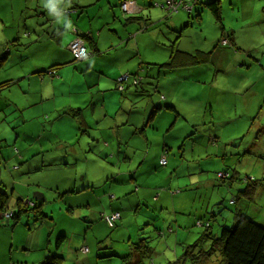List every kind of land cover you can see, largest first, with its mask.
I'll return each instance as SVG.
<instances>
[{
	"label": "rangeland",
	"instance_id": "1",
	"mask_svg": "<svg viewBox=\"0 0 264 264\" xmlns=\"http://www.w3.org/2000/svg\"><path fill=\"white\" fill-rule=\"evenodd\" d=\"M94 1L97 3L86 8V15L78 19L76 13H71L68 19L71 26L77 23L79 35L83 31L82 22L90 23L99 46L107 49L110 42L105 37V27L112 23V11L116 10L122 23L127 16L138 14L122 12L119 0H70V3L62 0L61 7L66 9L76 3L86 5ZM137 1L145 4L144 15L151 12L159 17V25L153 29L154 35L159 36L155 38L157 43H152L148 34L143 39L141 35L135 37L137 30L143 31L135 21L126 25L113 22L123 33L125 44L120 42L113 45L115 48L91 55L96 67L91 74L81 72L86 70L84 61L63 65L60 76L52 77L53 90L60 89L63 95L51 98L50 85L49 90H44L48 99L41 105L12 110L10 106L14 105H7V100L17 101L21 106L27 94H22L17 85L2 89L0 177L4 184L0 189L7 187V193L12 189L8 200L10 210L17 198L28 201L36 193L42 194V208L47 217L34 224L31 217L21 216L15 225L3 217L0 264H37L45 254L49 232L50 247L57 235H65L61 248L65 255L63 264H120V255L127 249L128 240L135 242L138 237H146L152 247L145 264H178L181 243L191 244L204 229L203 225L196 224L197 219L210 220L214 236L218 235L220 224L230 225L232 212L237 209L264 224V0H222L220 21L201 3L192 10L178 8L168 14L166 0ZM196 13L199 19L195 18ZM47 16L40 0H0V55L7 47L10 50L0 63V81L14 73L6 67L8 57L15 62L24 52L28 57L22 62L28 64L42 54L48 56L49 44L33 45L22 51L10 43H16V39L28 41V32L36 31L35 35L44 32ZM170 20H177L182 33L176 48L206 51L210 60L165 73L162 70L161 93L175 105L179 116L174 112L158 113L154 119L157 130L147 129L146 141L141 137L130 142L127 151L132 152V160L128 166L131 171L139 170L135 181L130 180L131 173L121 183L114 176L115 186L120 191L128 181L129 189L138 186L139 190L133 196L128 195L131 198L121 200L122 216L111 228L98 216L100 208L94 198L114 181L107 179L112 171L122 170L126 165L118 163L122 155L119 151L124 145L117 150L115 144L113 149L106 144L112 132L107 127L113 124L118 112L121 116L122 106L130 104L129 97L123 98L127 90L122 94L117 89V79L124 75L125 81L127 77L133 80L134 76H143L147 60L159 63L168 60L170 44L176 38V34L167 33ZM123 26L127 27L126 35ZM66 29L71 33L73 28ZM107 31L116 37L109 28ZM226 31L234 34L235 46L217 45ZM118 40L116 37L112 43ZM136 51L141 55L140 60L134 55ZM140 61L144 63L138 72L136 67ZM147 66H152L157 73L156 66ZM30 85L31 90L38 89L36 83L31 81ZM89 91L98 97L93 99ZM158 97L153 94V99ZM96 101L104 104V108H96L93 114L91 105ZM137 101L133 112L127 115L139 124L144 119L139 112L145 108V102L140 98ZM69 104L78 105L75 108L83 106L87 119L94 120L95 115L101 114L102 122L94 125L92 121L84 126L76 117L60 116L61 109ZM38 109L41 112L35 122L30 117ZM105 111L109 117L103 120ZM23 117L27 121L23 122ZM164 144L169 147L168 164L160 166L157 162L163 148H167ZM17 148L26 152V158L16 154ZM35 151L38 154H32ZM142 158H145L143 162ZM221 174L223 178L219 177ZM250 179L256 180L253 199H247L240 191ZM101 201L109 210V194ZM137 203L140 206L133 213ZM69 207L71 212L67 210ZM211 212L215 219L209 217ZM97 240L102 241L99 245H103L102 250L109 246L118 255L97 259L96 253L101 251L96 247ZM81 246H87L89 251H78L76 256ZM204 264H220V257L214 255Z\"/></svg>",
	"mask_w": 264,
	"mask_h": 264
},
{
	"label": "crops",
	"instance_id": "2",
	"mask_svg": "<svg viewBox=\"0 0 264 264\" xmlns=\"http://www.w3.org/2000/svg\"><path fill=\"white\" fill-rule=\"evenodd\" d=\"M124 1H126V0H119L118 6L120 7V3L124 2ZM132 1H134L135 10L131 11V12H125V13H136L138 15H135V14L134 15L136 17H139V18H136V19L130 18L128 20L127 19L128 16H127L124 19V23H122L121 19L118 18L117 15H116V13H117L116 10H113L112 11L113 20H112V23H111L112 25L110 23H108L107 26L105 27V31H106V36L105 37L108 40V42H110L108 47H107V49L105 48L106 50H108V49L110 50L111 48H115V47H113V45L120 44V42L125 44V42H123V40H124L123 39V37H124L123 33L120 32L119 27L117 25H114L113 22H121V23H119L120 25H126V24H128L130 22H134L135 21V22H137V24L138 23L140 24V30L143 29V31H141L140 33H138V30H137L135 32V34H134L135 37L141 35V37L143 39L148 34L150 36V41L152 43H157L155 41V38L158 39L159 36L154 35L153 29L156 26L159 25V20H158L159 17H157L156 15H152L151 12L148 13L147 15H144L143 14V10L146 7L145 4L143 2H139L137 0H132ZM96 3H97V1H94L93 3L86 4V5L76 3V6H77L76 8L77 9L70 10V14L71 13H76L77 14V18H78V16H80V18H81L82 15H86L87 14L86 13L87 12L86 8L91 6V5H94ZM114 4H116V3H114ZM221 4H222V2H221ZM178 8H182V7H178ZM43 9H44V11L47 12V10L45 8H43ZM166 11L168 12V14L170 13L169 10H166ZM78 12H81V13H78ZM122 12H124V11H122ZM139 12H141V13H139ZM40 13L42 14V12H40ZM47 15L48 16L45 17V19H44L45 22H46L47 29L44 30V32H41L39 35H35L33 33V32H36V31L28 32L27 35H26L27 37L30 38L28 41H21V39H18V40L16 39L15 40V41H17L16 43H14V41L10 42L12 46H17L18 45L15 49L19 48L22 51H24V49L29 48V47H31L33 45H39V44L48 45L49 44V46L47 48L48 56H45L44 54H42L35 61L30 62L28 64L22 62V59H25L26 57H28V56H26L24 54V52L20 55V59L15 61V62H13L14 60H11L8 57L9 61L7 62L6 67H9V68H11V70H14V73H12L11 76L7 77L3 81H0V84L2 82L9 81L8 85L0 87V96H1V91H2L3 88H9L12 85H17L20 89L23 90L21 92L22 94H27L26 100L23 103V105H21V106H19V103L17 101H9V100H7V105H10V104L14 105V107L10 106V107H12V110H15V108H17L18 110H23L24 108H28V107H31V106L41 105L43 103V101H46L48 99V95L45 94L44 90H46V89L49 90L50 85L52 86V89H50L51 90V98H55L58 94H61V95L64 94V92L62 90H60V89L58 91L55 90V89L53 90V79H52V77L56 78L57 76H60L59 75L60 74L59 69L63 65L69 64L68 62L70 61L71 57L68 58V55H70V53H69V51L67 49V45H68V42H70L73 38L76 37L75 34L78 32L79 28L77 26V23L75 22V25H72L71 27L72 28H76V30L74 31L73 29H70L71 33H68L66 31L67 29H66V27L64 26L63 23L56 24L55 21H54V18L52 16H50L48 14V12H47ZM67 17H68V15H67ZM162 23H163V21H162ZM82 26H83L82 33H84V34L87 33V34H89L91 36L89 39H86L85 37L83 39L84 45L86 46V48L88 47L87 50L89 49L91 52H93L92 48L93 47L96 48L95 52L92 53L91 55H97V54L101 53L103 50H105V49H102L99 46L98 42L96 41V38L93 35L92 26L90 25V23L82 22ZM166 26H167V31H168L167 33L176 34L175 35L176 38L175 39L173 38L174 40L172 41L175 44V46H176V42H177L178 38H180L181 35H182L181 32L178 33L179 27L177 25V20L176 21H174V20L168 21V24ZM108 28H109L110 32H114L116 37L119 38V40L116 43H114V44L112 43V41L116 37L113 34H111V33H109L107 31ZM126 28L127 27L124 28V26L122 27L123 31L125 32V35L127 34ZM161 34L164 36V31L163 30H161ZM99 35H100V32H99V30H97V36H99ZM128 35H130V34H128ZM130 37H131V35H130ZM93 39L95 41V43H94L95 45H93V42H92ZM67 40H70V41H68L66 43V45H65V42ZM232 41H234L236 43V38H235L234 34H232V36H231V44H232ZM135 42L138 43L137 40H135ZM33 43H35V44H33ZM232 46H234V45H231V47ZM149 47L151 49H153L154 46L151 45ZM131 48H135V47L133 46ZM9 51H8V53H9ZM183 51L184 52H196L197 50H193V51L183 50ZM138 52L139 51H136L134 53V55L136 56L137 59L140 60L141 59V55H138L139 54ZM199 52H202L204 54V52H206V51H199ZM170 53H171V51H170ZM90 56H88L84 60H81V61L85 62L84 64H85V68H86V70L81 71V72H85L86 73V72L90 71V72H88L89 74H91V72H95V68L96 67H94V65L92 63V59H90ZM169 56H170V54H169ZM41 59H48V61L42 62ZM209 60H210V57L208 56V59L206 61H204V62H208ZM142 63H144V61H140L137 64L136 70L138 72L141 70V68H143L142 67V65H143ZM163 63H165V62L159 63L157 61H148L147 60L146 64H145L146 66L144 68V71H145L144 75L140 76V77L137 76V77L140 78L143 88H145V89L149 88L150 87L149 85L151 83H153L155 85V88H153L154 90H152V92H150L151 93L150 95H148L147 93L142 92L141 91V89H142L141 86L140 87L133 86L132 85V80L131 79L128 80L129 77L127 78V82H126V86H125L126 88H124L125 90L122 91V94L125 93V91L127 90L126 93H125L126 95H124L123 98L129 97L128 103H130V104L128 106L127 105L122 106L123 109L120 111L122 113L121 116H119L120 114L118 112L113 117V124H111V125L109 124V126L107 127V128H110L112 130V132L110 134L111 138H106V144L110 145L111 149H113L115 147V148H117V150H121L122 146L124 145V147H123L124 149H122V151H119V153L120 154L122 153V155L119 154L120 157H118V161H119L118 163H120V162L124 163L125 162L126 165H125V167L122 166V170L117 169V171H112V174L114 176H117V178L120 180V183L124 181L125 178H123V177L125 175H127V174H130V173H131V176H132V178L130 177V180L132 179V181H135L134 176L137 173V171L139 170L138 168H135L133 171H131L129 169V166H128V162H130L132 160V158H131L132 152L127 151V148L129 147L130 142L132 140H135V139L141 138V137H143L144 141H146L147 140V132H146V130L147 129H156L157 130L156 126H152L151 127V126H149V124H146V122H147L146 121V116L151 111L152 106L157 104V103L158 104L159 103L160 104L167 103V104L172 105L174 107L175 112L178 113L175 105L171 101H169V99L166 98L165 95H163L161 93V89L163 88V84H162L163 76H162V73H161L162 70L164 69L163 73H165L167 70H173V69L175 70L176 68L178 69L179 67L192 66V65L198 64V63H196V64H186V65L185 64H180V65H177V66H175L173 68H169V67L163 66L162 65ZM54 64H61L60 67L56 70V73L53 74V75L49 74V73H46L45 70H47L50 66H52ZM149 64L157 67V69H158L157 73H155L153 71V67L152 66H147ZM159 64H161L162 66H160ZM150 69H152V70H150ZM42 70H44V71L41 72ZM99 72H100V74L103 73L101 71H99ZM105 73L108 74L107 72H104V74ZM47 75H49L50 77H48ZM31 81L38 85V89L34 88V90H31V85H30ZM96 84H98V83H96ZM153 84H152V86H153ZM139 90L141 92H139ZM127 92L129 94H127ZM89 93L92 95L91 91H89ZM153 94H158L159 97L157 99H153ZM29 95H30V97H29ZM92 96H93V99L95 97H98L97 94H93ZM136 97H138V99H136ZM139 98L140 99H144V102H145V108L142 111L139 112V114L144 116V119L143 120L140 119L139 124H136V123L133 122V119H132L133 116L127 115V112H129V113L133 112V110L135 109V103L138 102L137 100H139ZM103 99H104V95L101 96V101H103ZM75 106H78V105L72 106V104H69L67 108H75ZM67 108H62V109H67ZM96 108H98V109L99 108H104V104L99 105L97 103V101H96L94 104L91 105V109H93L91 113L94 114ZM78 109H81V110H80V116L77 119L79 120V123L83 124L84 126H89L92 123V121H93L94 125H99L102 122L101 121V114H98L100 116L95 115L94 120L87 119L86 114L83 115L84 107L81 106ZM40 112L41 111H39V109H38L37 112H36V115H34V116L30 117V118L34 119V121L37 122V114H40ZM160 112H174V111L165 109V110H160ZM160 112H158V113H160ZM59 114H60V112H59ZM63 116H66V115H63ZM177 116H179V115H177ZM107 117H109V115H108V112L105 111L104 115H102V118H103V120H105V119H107ZM22 121L25 122V121H27V119L23 117ZM113 144H115L114 147H113ZM16 150H17L16 154H18V156H22L23 158H26V152L22 148L21 149L17 148ZM37 152L38 151H35L32 154H34V153L36 154ZM164 152L165 151H164V148H163V151L160 153V156L163 155ZM167 152H168V150H167ZM160 156H159V158H160ZM144 160H145V158L141 159L142 162ZM167 164H168V159L166 158V164L165 165H167ZM117 167H121V164L118 165ZM115 183H117V181L114 180L109 185V187L107 189H104V192L102 193V195L100 194V196H98V199H95L96 201H98V208H100L98 216L110 212V210H112L111 208L113 206H115V205L112 204V202H114V201H117V202L120 201L119 210H120V215H121V206H122L121 205V200H127V199L131 198V196H128V195H132L133 196L139 190L138 186H135V188H133V189H129L130 186L127 185V183H128V181H127V182H125V184H126L125 189H123L122 188L123 186H122L120 188V191H119V190H117V188H116L117 186H115ZM11 191H10V193H11ZM131 192H133V193H131ZM106 194H109V199H110L111 208L109 207V210L105 208V206L102 204V201H101ZM124 196H125V198L122 199V197H124ZM120 198H121V200H120ZM13 205H11V206H13ZM133 213H135V212L133 211ZM33 223L34 224H38L36 221H34ZM79 250L80 249H78L77 251H79ZM11 264H14V263H11Z\"/></svg>",
	"mask_w": 264,
	"mask_h": 264
},
{
	"label": "trees",
	"instance_id": "3",
	"mask_svg": "<svg viewBox=\"0 0 264 264\" xmlns=\"http://www.w3.org/2000/svg\"><path fill=\"white\" fill-rule=\"evenodd\" d=\"M181 2L187 5H191V10L192 8H194L195 5L201 3L210 11L209 13L214 18H216V21H220L222 19L221 18L222 0H208L206 2L205 1L201 2L200 0H182ZM121 4L122 2L120 3V8L122 10ZM76 7H77L76 4H74L71 8L63 9V13L66 14V16L67 15L69 16L70 10L77 9ZM179 7H182V5H180ZM78 13H81V12H78ZM199 17L200 15L196 13L195 18L199 19ZM130 18L136 19L139 17H136L135 15H131L127 17L128 20ZM187 25L188 24H186L185 26ZM220 26L223 27V25H220ZM73 30L75 31L76 28H73ZM180 30L181 29L178 30V33H180ZM232 34L233 33H228L226 31V33L222 34L217 45H219L220 43L223 46H231V45L235 46L234 41H232V44H231ZM75 36L80 37L82 39H84V37L86 39H89L91 37L87 33L86 34L82 33L81 35L76 33ZM222 40H225V42H223ZM92 42H93V45H95L94 39L92 40ZM170 48H171L170 56L168 60L162 64L163 66H166L169 68H173L180 64L201 63L208 59V55L206 52H204V54L199 51L184 52V51L177 49L173 42H171ZM67 49H68V45H67ZM95 50L96 48L93 47L92 48L93 52L89 51L88 56L94 53ZM68 51L71 56V59L68 63H73L74 61H81V60L75 59L69 49ZM7 53H8V47L6 48V51H4V53L0 55V63L6 59ZM60 65L61 64H54L50 66L47 70H45V72L53 75L56 73V70L60 67ZM159 65L162 66L161 64ZM43 71L44 70H42L41 72ZM125 79H126V75L124 78L123 77L121 78V82H118V79H117V89L120 92H122L123 90H125L124 88H126L125 86H126L127 81H125ZM120 83H123V84L121 85ZM8 84H9V81L2 82L0 84V87L6 86ZM152 84L153 83L149 85L150 86L149 88L145 89L142 87V82L139 77L134 76L132 80L133 86H136V87L141 86L142 87L141 91L144 93H147L148 95H150L151 94L150 92H152V90H154L153 88H155V85L153 84L152 86ZM141 91L139 90V92ZM165 109L173 110L175 112L174 107L167 103H164V104L157 103L153 105L151 111L146 116V121H147L146 124H149V126L151 127L155 126L154 119L156 118L158 112H160V110H165ZM80 110L81 109H78V108L62 109L59 115H67V116H73V117L78 118L80 116ZM175 113L177 116L178 113L177 112ZM164 146H167V145L164 144ZM1 149L2 147L0 144V156H2ZM168 149H169L168 146L167 148H164L165 152L163 153V155H161V156H164L165 163L162 165L160 164V158L158 160V164L160 166H165L166 164V153ZM36 154H38V152ZM42 164L44 165V163ZM43 165H41V167H43ZM48 165H53V164H48ZM130 177L132 178L131 174H130ZM219 177L223 178V175L221 174V176ZM107 178L109 180H111V178L114 180L117 177L114 178V175L112 174L110 178L109 177ZM2 181L3 180L0 177V186L4 184ZM248 181L250 183L247 182L244 189L240 191L241 193H243L244 196H246L247 199H253L254 189H255L254 185L256 183V180L250 179ZM5 189L6 188L0 189V221L3 219V217L6 216L7 220L11 221V225H14L18 223L21 216H25V217H31L33 222L36 221L38 223V222H42L43 218L47 217L46 213L43 211V208H42L44 199L37 200L34 198V196L29 201H23L21 198H17L14 205L12 206L13 207L12 210H10V208L8 207V200H9V196L11 195V193L10 192L7 193ZM237 196L239 197V195ZM123 198H125V196L122 197V199ZM94 199H98V197H95ZM112 204L115 205L116 207L113 206L111 208V205H109L112 210H110V212L108 213L100 215V218L105 220V216L107 215L118 214V216L113 221L112 225H109L105 220L106 224L111 228H113L116 225V223L121 217L120 210H119L120 201L119 202L114 201L112 202ZM139 206L140 204L137 203L133 207V211L138 209ZM67 210L68 212H71L72 208L69 207L67 208ZM232 213L233 214H232L230 225L227 226L224 224H220L219 233L216 236H214L211 232V224L209 222L210 220H204V222H202L200 219H197L196 224L199 226L203 225L204 229L199 233L198 237L191 244L181 243L182 251L177 257L176 262L178 264H204L208 262L214 255H218L220 257V264H264V224L260 222H256L253 219L243 215L239 209L234 210ZM209 217L210 218L214 217L213 219H215V214L211 212ZM149 224L150 223H147L146 225H149ZM26 226H28V224H26ZM49 236H50V232L46 238L45 254L43 258L41 259V261H39L37 264H63L65 255L62 253L61 248L65 241V235L64 233L57 235V238L52 247H50ZM105 240H107V238L102 241H105ZM102 241L97 240L96 247H99ZM84 247H86L87 250H85ZM102 248H103V245L98 248V250L101 249V251L96 253L97 259H108V258L118 255V253L113 251L111 247L109 246H104V249L106 250H102ZM151 250H152V247L148 245V241L146 240V237H141V238L138 237V239L135 242L128 240L127 249L125 250L124 254L120 255V262H121L120 264H145L144 259L146 257H149ZM79 251L82 253H87L89 251V248L87 246H81ZM78 253L79 252L77 251L75 255L77 256ZM77 258L78 257H76V259Z\"/></svg>",
	"mask_w": 264,
	"mask_h": 264
},
{
	"label": "built area",
	"instance_id": "4",
	"mask_svg": "<svg viewBox=\"0 0 264 264\" xmlns=\"http://www.w3.org/2000/svg\"><path fill=\"white\" fill-rule=\"evenodd\" d=\"M182 0H166L165 4L168 8V10H177L178 7L180 6ZM122 10L124 12H131L135 10V4L134 1L132 0H126L124 2H122L121 4ZM187 9H190L191 5H187L185 4L184 6ZM223 42H225V40H222ZM68 49L71 51V53L73 54L74 58L77 60H82L84 58H86L89 53L84 45V42L81 38L79 37H75L73 40L70 41V43L68 44ZM124 78V76H121L118 78V82H121V78ZM165 163V158L164 156L160 157V164H164ZM9 215V214H7ZM118 216V214H112V215H107L105 216V220L109 225H112L113 221L115 220V218ZM85 250H87L86 247H84Z\"/></svg>",
	"mask_w": 264,
	"mask_h": 264
},
{
	"label": "clouds",
	"instance_id": "5",
	"mask_svg": "<svg viewBox=\"0 0 264 264\" xmlns=\"http://www.w3.org/2000/svg\"><path fill=\"white\" fill-rule=\"evenodd\" d=\"M41 2L42 7L54 18L56 24L63 23L66 28L71 27V21L63 13L61 7L62 0H41ZM65 2L70 3V0H65Z\"/></svg>",
	"mask_w": 264,
	"mask_h": 264
},
{
	"label": "water",
	"instance_id": "6",
	"mask_svg": "<svg viewBox=\"0 0 264 264\" xmlns=\"http://www.w3.org/2000/svg\"><path fill=\"white\" fill-rule=\"evenodd\" d=\"M34 198L37 199V200H42V199H44L43 195L40 194V193H36V194L34 195Z\"/></svg>",
	"mask_w": 264,
	"mask_h": 264
},
{
	"label": "bare ground",
	"instance_id": "7",
	"mask_svg": "<svg viewBox=\"0 0 264 264\" xmlns=\"http://www.w3.org/2000/svg\"><path fill=\"white\" fill-rule=\"evenodd\" d=\"M177 1H179V0H177ZM180 5H182V7H183V8H185V7H184V6H185V4H184V3H182V2H181V4H180ZM190 8H191V7H190ZM79 38H80V37H79ZM81 39H82V38H81ZM82 40H83V39H82Z\"/></svg>",
	"mask_w": 264,
	"mask_h": 264
}]
</instances>
